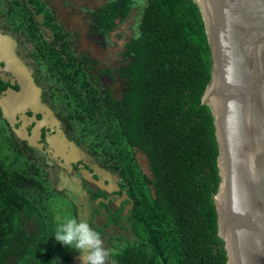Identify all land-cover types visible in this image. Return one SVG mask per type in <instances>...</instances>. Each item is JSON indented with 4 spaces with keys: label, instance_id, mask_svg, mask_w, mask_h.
<instances>
[{
    "label": "trees",
    "instance_id": "1",
    "mask_svg": "<svg viewBox=\"0 0 264 264\" xmlns=\"http://www.w3.org/2000/svg\"><path fill=\"white\" fill-rule=\"evenodd\" d=\"M0 1L8 5L12 29L34 44L49 78L74 104L84 144L98 162L117 171L126 189L128 198L113 209L109 223L127 228L126 221L133 238L121 231L111 235L103 225L96 228L110 236L112 264H227L214 201L221 180L219 144L212 108L202 100L213 60L197 1L147 0L139 38L130 37L120 52L125 62L116 72L125 89L119 97L102 95L89 82L74 48L49 42L27 6ZM29 3L46 27L61 31L45 0ZM131 4L109 0L93 12L100 31L126 17ZM6 86L0 79V88ZM9 130L0 117V264H47L52 261L47 246L53 220L23 185L20 175L35 178L33 165ZM137 151L146 155L151 175L140 167ZM83 184L94 199L107 197L84 178ZM100 204L109 209L112 201ZM28 222L36 229L29 230ZM59 263L75 264L71 257Z\"/></svg>",
    "mask_w": 264,
    "mask_h": 264
},
{
    "label": "rangeland",
    "instance_id": "2",
    "mask_svg": "<svg viewBox=\"0 0 264 264\" xmlns=\"http://www.w3.org/2000/svg\"><path fill=\"white\" fill-rule=\"evenodd\" d=\"M19 1L27 6L28 11L40 24L41 30L49 42L59 48L66 45L74 48L78 62L83 65L88 74L89 82L98 86L102 95L105 96L111 92L119 97L122 94L125 89V81L116 72V68L125 62L121 59L120 52L124 49L127 40L139 33V23L147 0H142V2L141 0H132L128 15L124 18H117L115 24L110 29L103 28L104 31H100L102 27L98 28L99 23L96 21L93 12H96L109 0H45L53 11L54 20L61 27V31L58 33L42 23V15L35 12L29 0ZM6 9H8L7 3L0 1V59L4 60L9 69L18 77L21 90L19 92L9 90L2 97L0 95V117L5 118L11 124L9 133L18 142L20 150L32 162V173L35 174V178L20 175L23 185L33 193V196L37 198L36 202H39L37 203L38 206L43 208V212L53 220L52 235L47 246L51 252L50 260L52 261L48 260L47 264H60L59 262L65 257L71 256L75 264H82L80 253L55 240L57 225L62 223L66 217L75 216L79 218L83 213L90 225L96 229L102 224L101 215L103 212L97 214L99 212L97 201H93L86 193L82 185V180L85 178L84 174L80 172L71 174L52 155L50 146L42 148L41 142L32 138V135L27 140L26 128L15 126L17 122L13 118L14 115L20 112L23 118L27 120L34 119V117L28 118L24 113L26 109L31 108L35 112L42 111L44 119L37 120L35 118L37 121L34 131L35 137L39 135L41 125L47 123L51 127H55L59 123L60 129L71 141L77 144L78 148L85 152L88 160L101 167L94 165L100 173L103 174V168L115 179L117 178L107 185L100 181V185L111 189L115 184L117 186L121 179L117 171L110 165H103L98 162L90 149L87 148L88 145L84 144L85 133L80 131L79 125L74 120V104L68 102V98L65 97L61 87L49 78L34 44L29 42L23 33L12 29L15 24L8 18L9 13ZM11 44L20 60L11 50ZM22 62L33 71L35 83L43 90V99H40V94L38 97L37 86L31 82ZM48 107L53 110V113ZM80 139L81 145L78 144ZM49 140L68 161L77 160L81 157L78 148L65 141L59 130L50 135ZM136 157L143 172L151 175L146 155L137 151ZM40 180H42L44 187L40 184ZM43 189L45 192L42 194ZM123 222L127 228H122L121 232L129 237L131 233L129 224L126 221ZM27 227L29 230H35L36 224L28 222ZM105 229L109 232L107 228ZM114 234L117 235L116 232ZM101 235L105 247L112 250V246L108 242L110 237L105 233ZM108 264H110L109 261Z\"/></svg>",
    "mask_w": 264,
    "mask_h": 264
},
{
    "label": "water",
    "instance_id": "3",
    "mask_svg": "<svg viewBox=\"0 0 264 264\" xmlns=\"http://www.w3.org/2000/svg\"><path fill=\"white\" fill-rule=\"evenodd\" d=\"M196 1L213 60L202 100L212 108L219 144L218 233L227 264H264V0ZM83 174L91 187L110 190L89 169Z\"/></svg>",
    "mask_w": 264,
    "mask_h": 264
},
{
    "label": "flooded vegetation",
    "instance_id": "4",
    "mask_svg": "<svg viewBox=\"0 0 264 264\" xmlns=\"http://www.w3.org/2000/svg\"><path fill=\"white\" fill-rule=\"evenodd\" d=\"M22 61V60H21ZM26 65V64H25ZM6 63L3 61V60H0V79L2 81H4L5 83H7V86L5 88H0V95L3 96L5 95L6 91L8 89H13L15 91H18L21 89V85H20V81L18 79V77L15 76V74L10 70V69H7L6 67ZM27 66V65H26ZM28 67V66H27ZM30 73H31V76L33 77V71L30 70V68L28 67ZM34 81H35V78L33 77ZM41 89V92H40V97L41 99H43V90L42 88L40 87ZM50 109V107H48ZM51 110V109H50ZM51 112L53 113V110H51ZM25 115L28 117V118H32L34 117V119H27L25 120L22 116V113L18 112L14 115L13 118H15L16 122L15 123V126L16 127H20V126H23L24 128H26V131L28 132L27 133V140L30 139L28 137H30L31 135L33 136L32 138H35V140H37L38 142H41L42 144V148L44 147H48L50 146V151L52 153V155L57 159L59 160L64 167L67 168V170L71 173V174H76L78 172H80L81 174H83V171L85 169H90L91 172H93L94 174V177L95 175L97 176L96 178L97 179H103L106 183L110 184L112 183L113 181H115V177L112 175V174H109L107 173L103 168V174L100 173L96 166L94 165H97L99 166L98 164L94 163V162H91L90 160H88L86 154L83 158L81 159H77V160H67L63 154L61 152H58L56 150V148L53 146V144L51 143V141L49 140V136L50 135H53L54 133H56L57 130H59V133L61 134L62 138L67 141V142H70V145L74 147V141H71L67 136L66 134L60 129V124L58 123L55 127H51L50 125H48L47 123L46 124H43L41 125L40 129H39V135L38 136H34V131H35V128L37 126V120H43L44 119V113L42 111H34L33 109L31 108H28L25 110ZM36 118V119H35ZM9 128L11 129V124L9 123ZM12 136V135H11ZM13 138V137H12ZM14 139V138H13ZM18 143V142H17ZM77 146V144H75ZM85 153V152H84ZM100 167V166H99ZM96 168V169H95ZM101 168V167H100ZM35 176V175H34ZM24 177H32V175H28V176H24ZM120 178V177H119ZM85 179V178H84ZM121 179V178H120ZM86 180V179H85ZM40 184H43L42 180H40ZM120 182L122 181H119V183H117V186L116 184L114 185L113 188H111L109 191H105L106 194H107V197H103V196H100L98 199H94L92 197V194L93 192H90L87 190L86 186L83 184V180H82V185L84 186V189L86 191V193L89 194V197L93 200V201H97L98 203V209H99V212L97 214H100L102 213L101 215V222L103 226H105V228L108 229V231L110 232L111 235H116L114 234V232H116L117 234H119L120 231H122V228L120 229V225H116L115 223L113 222H110L109 223V218L111 216V213L114 211L113 209L117 206V207H120L122 202L124 200H126L127 198H125V195H126V189L123 188L121 185H120ZM114 184V183H113ZM44 187V186H43ZM26 188V187H25ZM94 189H98V188H94ZM45 189L42 190V194L44 192ZM29 193L31 195H33V193L28 189ZM101 201H104L105 203H109L110 201H112V204L109 205V209H107L105 206H102L100 204ZM114 205V206H113ZM129 206V207H128ZM126 208H125V211L123 212V214L125 216L128 215V211L129 209L131 208L130 205H128ZM96 211V210H95ZM107 223H108V226H107ZM125 235V234H124ZM126 236V235H125ZM110 237V236H109ZM127 237V236H126ZM129 239H132V234L130 233V236L128 237ZM114 240V237L112 238ZM74 256V255H73ZM71 260L74 262L73 260V257L71 256ZM109 263L112 264V261L109 259Z\"/></svg>",
    "mask_w": 264,
    "mask_h": 264
},
{
    "label": "clouds",
    "instance_id": "5",
    "mask_svg": "<svg viewBox=\"0 0 264 264\" xmlns=\"http://www.w3.org/2000/svg\"><path fill=\"white\" fill-rule=\"evenodd\" d=\"M136 38H139V33ZM54 237L57 242L80 253L82 264H108L113 256L112 250L105 247L101 233L90 225L83 213L79 218L66 217L57 225Z\"/></svg>",
    "mask_w": 264,
    "mask_h": 264
},
{
    "label": "crops",
    "instance_id": "6",
    "mask_svg": "<svg viewBox=\"0 0 264 264\" xmlns=\"http://www.w3.org/2000/svg\"><path fill=\"white\" fill-rule=\"evenodd\" d=\"M28 226V223L26 224ZM8 264V263H7Z\"/></svg>",
    "mask_w": 264,
    "mask_h": 264
}]
</instances>
